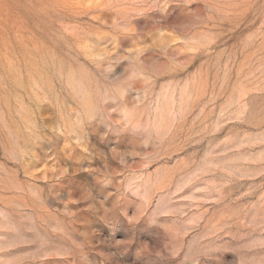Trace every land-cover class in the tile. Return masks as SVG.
<instances>
[{
	"label": "rangeland",
	"instance_id": "374dc122",
	"mask_svg": "<svg viewBox=\"0 0 264 264\" xmlns=\"http://www.w3.org/2000/svg\"><path fill=\"white\" fill-rule=\"evenodd\" d=\"M0 264H264V0H0Z\"/></svg>",
	"mask_w": 264,
	"mask_h": 264
}]
</instances>
